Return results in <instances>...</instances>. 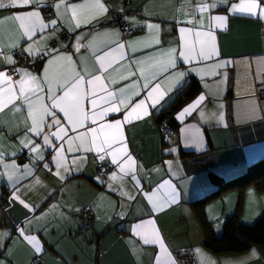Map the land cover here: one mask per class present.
Wrapping results in <instances>:
<instances>
[{
    "label": "crops",
    "instance_id": "0c3cea01",
    "mask_svg": "<svg viewBox=\"0 0 264 264\" xmlns=\"http://www.w3.org/2000/svg\"><path fill=\"white\" fill-rule=\"evenodd\" d=\"M255 2L253 15L240 10L253 0H134L125 16L133 32L124 38L117 26H97L122 0H102L107 11L95 18V9H76L89 21L79 26L72 6L85 0L0 8V264H33L36 256L39 264H264V245L207 249L191 205L214 190L213 176L229 179L264 156V98L254 96L264 73V0ZM28 12L39 17L8 19ZM61 29L71 40L50 49ZM190 77L199 91L167 134L156 115ZM117 121L119 129L105 127ZM104 163L113 167L97 173ZM237 196L229 190L205 203L216 235ZM262 213L264 191L247 187L241 221Z\"/></svg>",
    "mask_w": 264,
    "mask_h": 264
},
{
    "label": "trees",
    "instance_id": "16d2710c",
    "mask_svg": "<svg viewBox=\"0 0 264 264\" xmlns=\"http://www.w3.org/2000/svg\"><path fill=\"white\" fill-rule=\"evenodd\" d=\"M127 5L125 7L128 9ZM197 91H199L197 80L193 77L188 78L184 86L180 88L173 99L164 106L159 114L156 115L157 126L159 127V121L163 117H166L168 126V131L166 133L171 134L174 132L175 126L173 123V115L187 101L192 99ZM212 179L216 183L214 190L191 202V205L204 228V246L212 252L219 253L240 252L253 245H264V213H262L252 224L243 223L239 215L243 192L247 187L252 186L257 191H264V156L256 162L248 165L245 171L236 176L225 180H220L216 178V176H213ZM234 189L239 192L237 209L234 214L224 221L221 233L216 235L211 228L210 223L206 220L204 205L206 202L214 199L221 193ZM2 199L5 203V199L3 197ZM83 208V213L88 212L83 211ZM86 226L87 224L81 227L84 228Z\"/></svg>",
    "mask_w": 264,
    "mask_h": 264
},
{
    "label": "snow or ice",
    "instance_id": "6c2138e0",
    "mask_svg": "<svg viewBox=\"0 0 264 264\" xmlns=\"http://www.w3.org/2000/svg\"><path fill=\"white\" fill-rule=\"evenodd\" d=\"M36 2H37V0H8V5H6L4 3V0H0V8H4L6 6H15L17 3H22V4H25L26 5V4H29V3H36ZM220 2H223V0H220ZM61 3H63V0H61ZM59 6L60 5H57V8H59ZM211 7H215V4L211 5ZM256 7H257V4H256L255 0H253V3L247 5L246 8H242L240 10L241 11H247V12L255 15L256 13L253 11V9H255ZM72 9H73V18L74 19H77V26H79V23L80 22L88 23L89 21L87 19H85L83 21H80L77 18V11H76V9H80L81 11H88V10H91V9H95L96 11H95L94 15L92 17H90V18H95V16L103 15V13H105L107 11V7L105 6L104 3H102V0H85V3L84 4H82V5H74V6H72ZM200 10L201 11H204L205 8L202 7ZM234 10H235V6H234ZM261 15H264V10L261 11ZM25 17H37L38 18L39 17V13L38 12H28V13H25V14H22V15H13V16H10L8 19L13 20V21H19V20H23ZM216 19L223 20L224 17H216ZM0 23H3V21H0ZM51 23L55 24V21H51ZM150 27H155V26H151L150 25ZM31 31H32V28L26 29V32H31ZM181 31H183V29ZM171 51H174V50H170V53H171ZM180 55L181 56H184V53L181 52ZM8 62L9 63H14V61H12L11 58L8 59ZM169 64H172L174 66V62L171 61V60L169 61ZM164 70L167 71V67H165ZM183 75H184V73H178L176 75V83L173 85V87H178L179 86V84H180V78L183 77ZM4 76H5V73L4 72H0V77H4ZM33 79H35V78H33ZM96 79H99V77H97ZM89 83H91V82H89ZM159 87H160V85H157L156 88H153L152 89V91H156ZM171 90H172L171 88L168 89V91H171ZM21 91L23 92V89H21ZM121 91H123V90H121ZM165 94L166 93H162L161 96H160V99H163V97H164ZM203 99H204L203 96L199 97V99L196 101V103H199ZM121 102L123 103V101H121ZM55 103L56 102L54 101V104ZM78 103H79V101L77 100V105H78ZM139 104L140 105H143L144 104V101L141 100L139 102ZM194 106L195 105H190V107H194ZM111 110L112 111H119V109H117V108H113ZM133 111H135V109H133ZM186 111H188V109H185V112ZM145 114H147V113H145ZM65 115L68 116V112L67 111H65ZM129 116H130V114L125 116V122L128 121ZM69 119H71V117H69ZM55 123L59 124V121L56 120ZM105 127H109V128L115 127L116 129H119V127H120V121H117L115 123V125H107ZM32 131H38V128L37 127H34L32 129ZM53 135H57V134H53ZM45 143H48L47 136L45 137ZM93 143H95V140L93 141ZM106 143H107V141H106ZM97 150L98 151H102L103 149H97ZM54 159H55V157H54ZM100 159L103 160L104 157L101 156ZM127 159H128V161H131V157L130 156H128ZM113 162L114 163L116 162L115 154H113ZM121 170L122 171L124 170L123 169V166H121ZM57 175H59V173H57ZM21 203H24V202L21 201ZM25 207H27V205H25ZM148 223H152V222L149 221ZM32 239L34 240V238H32ZM251 255L252 256H255L256 255L255 250L252 251Z\"/></svg>",
    "mask_w": 264,
    "mask_h": 264
},
{
    "label": "built area",
    "instance_id": "2783aa9c",
    "mask_svg": "<svg viewBox=\"0 0 264 264\" xmlns=\"http://www.w3.org/2000/svg\"><path fill=\"white\" fill-rule=\"evenodd\" d=\"M132 1L134 0H122L124 8L122 10L114 12L108 20L98 24L97 26H110V25L117 26L120 29L122 38L130 35L133 32V30L130 28L128 24L125 23V16L130 12V10L127 9L125 6ZM45 16H48V17L52 16V11L46 10ZM71 38H72L71 33H69L65 29H61L58 33V36L56 38H52L48 42V47L50 49H59L61 47V44L68 43L71 40ZM38 64L39 62H36L34 65L38 66ZM6 74L13 80H16L19 77L18 70L15 66L7 67ZM254 96L256 97L258 96V98H264V73L260 76V78L254 84ZM158 128H160V130H162L163 132L168 131L166 117H163L159 121ZM112 167L113 165L111 163L98 164L96 167V172L99 174H105ZM3 203H4V200L2 199V194L0 193V204H3ZM88 210H89V206H85L83 208V211H88ZM39 262H40V256H36L32 260L33 264H39Z\"/></svg>",
    "mask_w": 264,
    "mask_h": 264
},
{
    "label": "rangeland",
    "instance_id": "374dc122",
    "mask_svg": "<svg viewBox=\"0 0 264 264\" xmlns=\"http://www.w3.org/2000/svg\"><path fill=\"white\" fill-rule=\"evenodd\" d=\"M123 8H124V7H122V9H123ZM236 192H237V195L239 196V192H238V190H236ZM238 196H237V197H238ZM237 203H238V200H237ZM206 220L210 223V225L212 224L211 221H210L209 219L206 218ZM212 221H213V220H212ZM213 224H216V221H215V220H214ZM211 228H212V227H211Z\"/></svg>",
    "mask_w": 264,
    "mask_h": 264
},
{
    "label": "water",
    "instance_id": "95a60500",
    "mask_svg": "<svg viewBox=\"0 0 264 264\" xmlns=\"http://www.w3.org/2000/svg\"><path fill=\"white\" fill-rule=\"evenodd\" d=\"M196 159H200V158L198 157V158H196ZM0 205H2V204H0Z\"/></svg>",
    "mask_w": 264,
    "mask_h": 264
}]
</instances>
